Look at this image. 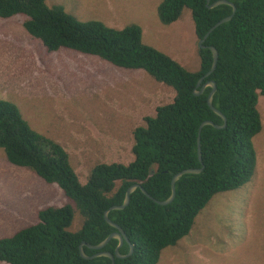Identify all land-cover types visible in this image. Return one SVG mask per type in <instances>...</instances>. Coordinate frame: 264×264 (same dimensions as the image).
<instances>
[{
    "label": "trees",
    "instance_id": "obj_1",
    "mask_svg": "<svg viewBox=\"0 0 264 264\" xmlns=\"http://www.w3.org/2000/svg\"><path fill=\"white\" fill-rule=\"evenodd\" d=\"M216 0H162L158 15L164 24L178 21L190 9L198 40L233 6L210 5ZM236 5L233 18L213 30L199 44L200 68L191 71L166 52L143 41V29L132 23L113 27L102 20L77 19L61 5L47 0H0V17L24 15L25 29L49 51L61 48L97 56L116 66L142 69L155 80L171 86L176 95L157 106L156 113L135 127L134 159L129 163L99 162L82 182L66 148L36 129L23 117L18 105L0 98V147L14 165L31 169L47 183L57 184L68 198L63 205H50L37 212V220L14 234L0 238V262L8 264H112L100 251L114 254L115 264H158L165 248L188 237L197 216L220 193L248 184L256 173L258 153L254 138L263 129L258 106L264 95V0H229ZM219 52L216 69L213 52ZM198 87V81L202 78ZM213 80L217 90L213 104L227 118L224 127L205 125L201 131L202 161L199 157V128L205 120L224 125L221 115L208 104L212 87L202 94L195 89ZM202 172L184 174L172 193L174 175L186 168ZM140 183L129 205L111 210L109 217L127 234L118 257L120 242L112 238L102 249H94L117 228L105 219V211L122 204L127 189ZM81 226L72 229L75 213ZM85 242V253L80 245Z\"/></svg>",
    "mask_w": 264,
    "mask_h": 264
},
{
    "label": "rangeland",
    "instance_id": "obj_2",
    "mask_svg": "<svg viewBox=\"0 0 264 264\" xmlns=\"http://www.w3.org/2000/svg\"><path fill=\"white\" fill-rule=\"evenodd\" d=\"M161 2L47 0L81 21L102 20L117 28L139 24L146 44L191 71L199 70V40L190 9L168 25L158 15ZM25 19L0 17V98L16 103L34 129L66 148L82 182L96 163L131 162L135 127L145 124L157 106L171 102L175 89L142 69L67 48L49 51L27 32ZM258 106L263 129L254 138L258 163L252 180L216 194L189 236L165 248L158 264H264V95ZM67 199L57 184L12 164L0 147V238L34 223L39 209ZM82 218L76 211L73 230L80 228Z\"/></svg>",
    "mask_w": 264,
    "mask_h": 264
},
{
    "label": "water",
    "instance_id": "obj_3",
    "mask_svg": "<svg viewBox=\"0 0 264 264\" xmlns=\"http://www.w3.org/2000/svg\"><path fill=\"white\" fill-rule=\"evenodd\" d=\"M211 0H208V2H210ZM221 4H230L233 6V13L230 15V16H227L223 19H221L220 21H218L209 31L208 33H206V35L199 40V44L202 45V46H205L203 45L204 41L208 38V36L210 35V33L215 30L218 26H220L221 24L225 23V22H228L230 21L232 18H233V15L234 13L236 12V5L234 3H232L231 1L229 0H216L214 1L210 7H216V6H219ZM210 49L212 50L213 52V64H212V68L211 70L205 75V76H210V74H212V72L216 69V66H217V63H218V58H219V52H218V49L215 47V46H210ZM204 77H202L199 81H198V87L200 86L202 80H203ZM198 87L195 89L194 93L196 95H199V94H202L205 90L206 87H212V91L209 93L208 95V104L211 106V108L216 111L219 115H221L225 121L224 125H216L214 124V122L212 120H205L204 122H202V124L200 125V128H199V138H198V141H199V157H200V160L202 161V152H201V131H202V128L205 126V125H209V124H212V125H215L216 127H224L226 126L227 124V118L226 116L219 110L217 109L214 104H213V100H214V94L217 90V85H216V82L213 81V80H209L208 82H206L201 89H198ZM204 167L202 168H186L178 173H176L172 179V193L170 195V197H168L167 199L165 200H157L155 199V201L159 204H162V205H166V204H169L171 203L175 197H176V184H177V181L184 175V174H194V173H200L202 172ZM138 188H141L142 191L147 194L148 196H151L144 187H142V185L140 183H135L133 185H131L128 189H127V192H126V195H125V199L123 201L122 204H119V205H113L111 206L109 209H107L105 211V219L111 224L113 225L114 227L117 228L116 231H113L112 233H110L104 240H102L100 243L98 244H95V245H92L90 244L89 246L91 248H94V249H102L104 248L107 243L112 239V238H117L120 242L119 246L117 247L116 249V255L118 257H126V256H129L131 255L133 252H134V246L131 245V248H130V252L127 254V255H123L120 253V247L123 245L124 243V239H126L127 241L130 242V240L128 239L127 237V234L126 232L124 231V229L118 225L117 223H115L113 220L110 219L109 217V214L111 212V210H121V209H124L126 208L130 201H131V194L134 193ZM84 244L85 242H83L81 245H80V250H81V254L83 255V257L85 258H92L90 256H88L86 253H85V250H84ZM108 256L110 258L113 259V263L112 264H115V257H114V254L111 253V252H108V251H100L99 253L95 254L93 257H96V256Z\"/></svg>",
    "mask_w": 264,
    "mask_h": 264
}]
</instances>
